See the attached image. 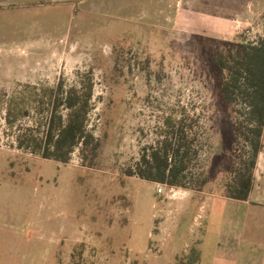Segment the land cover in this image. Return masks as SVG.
Masks as SVG:
<instances>
[{"label":"rangeland","instance_id":"374dc122","mask_svg":"<svg viewBox=\"0 0 264 264\" xmlns=\"http://www.w3.org/2000/svg\"><path fill=\"white\" fill-rule=\"evenodd\" d=\"M245 1L0 0V264H264V132L249 200L228 198L250 147L211 64L264 38V17L235 15ZM60 82L92 85V166L81 145L68 163L20 145L35 106L5 119L3 100ZM180 122L204 190L131 175Z\"/></svg>","mask_w":264,"mask_h":264},{"label":"trees","instance_id":"16d2710c","mask_svg":"<svg viewBox=\"0 0 264 264\" xmlns=\"http://www.w3.org/2000/svg\"><path fill=\"white\" fill-rule=\"evenodd\" d=\"M211 64L218 73L223 103L241 106L239 112L245 120L243 135L250 147L248 159L226 183V196L248 201L254 188V168L264 132V38L257 43L242 42L229 46L226 52L214 54ZM27 88L29 86L2 101L5 104V119L10 126H18L19 122L29 117L32 105L40 114L35 128L27 127L24 133L18 135L20 145L32 148L43 158L62 163H68L75 148L81 145L85 160H89L88 164L92 166L100 146L99 139L88 128L92 85L83 82L80 87L66 88L60 82L42 94H28ZM193 144L194 139L180 122L157 145L143 151L130 174L169 187L204 190L208 175L205 172L194 176L188 173L193 160Z\"/></svg>","mask_w":264,"mask_h":264},{"label":"crops","instance_id":"0c3cea01","mask_svg":"<svg viewBox=\"0 0 264 264\" xmlns=\"http://www.w3.org/2000/svg\"><path fill=\"white\" fill-rule=\"evenodd\" d=\"M241 12L236 9L235 15L241 14L244 19H262L264 17V0H247L242 4Z\"/></svg>","mask_w":264,"mask_h":264},{"label":"built area","instance_id":"2783aa9c","mask_svg":"<svg viewBox=\"0 0 264 264\" xmlns=\"http://www.w3.org/2000/svg\"><path fill=\"white\" fill-rule=\"evenodd\" d=\"M159 191H162V189H159Z\"/></svg>","mask_w":264,"mask_h":264}]
</instances>
